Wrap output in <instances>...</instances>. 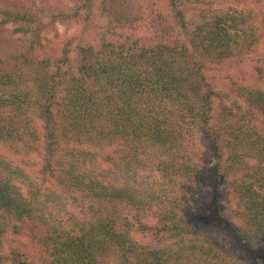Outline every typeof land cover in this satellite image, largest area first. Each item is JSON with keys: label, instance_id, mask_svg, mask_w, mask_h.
<instances>
[{"label": "trees", "instance_id": "16d2710c", "mask_svg": "<svg viewBox=\"0 0 264 264\" xmlns=\"http://www.w3.org/2000/svg\"><path fill=\"white\" fill-rule=\"evenodd\" d=\"M137 1L104 0L107 26L96 44L76 47L73 63L66 48L54 61L32 62L26 54L42 48L40 24L5 11L29 47L14 69L0 62V87L15 88L32 65L26 82L38 129L27 96L0 95V264H25L6 245L20 235L37 264H264V87L218 94L190 54L221 61L249 48L258 40L255 15L212 8L190 29L180 0H165L171 20L157 17L148 47L113 40L111 27L141 19ZM80 2L88 10L93 0ZM217 98L227 105L216 109ZM195 128L209 139L210 156ZM14 149L37 153L48 186H36ZM135 224L155 242L141 244ZM209 225L214 234L201 230Z\"/></svg>", "mask_w": 264, "mask_h": 264}, {"label": "rangeland", "instance_id": "374dc122", "mask_svg": "<svg viewBox=\"0 0 264 264\" xmlns=\"http://www.w3.org/2000/svg\"><path fill=\"white\" fill-rule=\"evenodd\" d=\"M103 1L93 0L87 10L86 6H82L80 0H0V62L4 63L9 69H14V65L20 62L19 59L24 53H27L29 47V38L22 36L21 33H16L17 24L5 22L7 18L5 11L11 14L30 13L36 18L35 24H37L36 21L38 22V27L40 24L41 31L39 35L41 38L38 42L45 49L40 48L38 50L37 46L34 55L27 53V58L35 56V60L32 59V62L35 63L44 56L54 61L58 59L59 51L62 48H66L69 50V57L73 63L76 47L83 41H90L92 44H96L98 41L97 37L107 26V19L103 14L105 11V4H102ZM138 2L139 5L142 2L141 19L131 20L129 18L130 20L128 19L127 23L111 27L114 31L112 39L116 40L119 37L123 42L135 40L137 46L145 45V47H148L149 40L155 35L156 25H161L159 21L165 20V18L170 22L171 14L167 10L168 6L165 0H138ZM116 4L115 11H119L121 17H124L122 10L119 9V2H116ZM78 7L79 9H77ZM178 7L184 11L185 20L190 29L199 25L202 17H208L209 10L211 11L212 8L227 9L232 7L242 13L252 10V16L254 17L255 15V20L258 22V40L254 45L237 53H232L226 58H222L223 60L221 61L211 60L206 54H196L192 51H190V54L196 57L195 61L200 64L203 77L218 94L231 96L236 89H246L255 84L264 87V0H180ZM75 11H78L76 17L72 15ZM157 17H161V19L156 21ZM125 36H128V38ZM37 40L33 39L31 44L36 43ZM27 65L25 67L26 80L29 79L32 66L31 64ZM26 80L20 81L15 88L0 87V95L20 94L22 97L27 96V104H29H26V106L29 107V117H31L34 126H37L36 128L38 129V109L37 103L34 101L36 94L32 82H26ZM225 100L215 99V108L219 109L221 106H226ZM238 103L241 102L239 101ZM262 119L261 117L260 121ZM249 123H253V120ZM249 127L252 128V125H249ZM196 129L194 132L195 142L204 154L210 156L209 139L205 137L201 129ZM10 152L15 163L22 158L24 163H30V173L36 181V186L40 184L44 187L50 184V179L46 178V175L39 173L37 153H27L20 149L18 151L14 149ZM21 194L26 196V189H22ZM221 201L224 205L223 213H226L231 204L223 192H221ZM144 221L149 225L154 224L152 218H145ZM134 229V236L141 244H152L155 242V238L150 232L141 234L137 230L136 224ZM212 229H216V226L201 227L204 233L214 234L215 230ZM218 239L228 252L232 250L230 247L231 239L229 242L222 235H219ZM7 241L8 249L18 251L22 259H25V264H37V250L26 236H8Z\"/></svg>", "mask_w": 264, "mask_h": 264}]
</instances>
